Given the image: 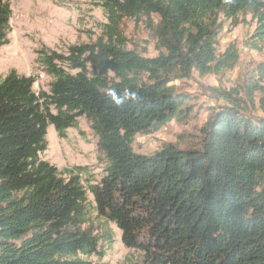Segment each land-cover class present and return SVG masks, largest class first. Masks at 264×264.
<instances>
[{
  "label": "trees",
  "instance_id": "1",
  "mask_svg": "<svg viewBox=\"0 0 264 264\" xmlns=\"http://www.w3.org/2000/svg\"><path fill=\"white\" fill-rule=\"evenodd\" d=\"M93 1L107 17L100 37L66 53L37 51L53 77L48 91L15 69L0 79V264H94L113 233L85 226L92 214L142 253L133 264H264V115L223 92L231 105L203 125L197 145L133 149L138 134L185 115L174 81L236 62L233 47L216 52L226 20L249 15L253 37L264 39V0ZM11 15L10 0H0V47ZM153 15L158 54L126 49L122 19ZM82 116L105 163L99 181L87 167L64 176L41 158L49 126L64 138Z\"/></svg>",
  "mask_w": 264,
  "mask_h": 264
},
{
  "label": "rangeland",
  "instance_id": "2",
  "mask_svg": "<svg viewBox=\"0 0 264 264\" xmlns=\"http://www.w3.org/2000/svg\"><path fill=\"white\" fill-rule=\"evenodd\" d=\"M10 5L8 43L0 47V79L13 69L19 74L35 75L36 92L48 91L53 79L37 60L39 49L66 53L70 45L94 42L107 23L103 8L93 0H10ZM157 21L156 15L123 18L119 30L126 49L147 57L156 56ZM254 29L255 22L249 15L246 22L236 26L230 20L225 21L216 52L221 55L233 47L236 62L206 74L194 70L191 77L174 81L187 98L185 115L153 133L138 134L133 142L135 152L151 155L168 144L180 148L197 145L203 125L220 107L231 105L223 92L235 99L245 113L264 115V39L254 38ZM47 138L49 144L41 154L42 159L55 165L64 176L65 169L81 166L87 167L93 182L100 180L105 163L97 148L98 138L85 116L78 118L77 125L69 128L64 138L50 125ZM85 226L101 237L106 229L113 233L111 241L101 239L102 256L89 259L94 264H133L142 258L140 251L125 246L122 232L114 223H106L92 214Z\"/></svg>",
  "mask_w": 264,
  "mask_h": 264
}]
</instances>
